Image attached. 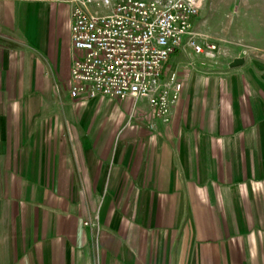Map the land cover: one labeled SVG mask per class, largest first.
Segmentation results:
<instances>
[{
    "label": "crops",
    "instance_id": "0c3cea01",
    "mask_svg": "<svg viewBox=\"0 0 264 264\" xmlns=\"http://www.w3.org/2000/svg\"><path fill=\"white\" fill-rule=\"evenodd\" d=\"M71 9L0 0V264H264V54L185 44L165 119L73 98Z\"/></svg>",
    "mask_w": 264,
    "mask_h": 264
},
{
    "label": "built area",
    "instance_id": "2783aa9c",
    "mask_svg": "<svg viewBox=\"0 0 264 264\" xmlns=\"http://www.w3.org/2000/svg\"><path fill=\"white\" fill-rule=\"evenodd\" d=\"M201 4L202 0H72L70 41L78 54L70 68V96L144 97L165 119L182 90L178 73L166 68L170 56L185 44L209 56L216 49L213 43L202 47L197 42L193 20Z\"/></svg>",
    "mask_w": 264,
    "mask_h": 264
},
{
    "label": "rangeland",
    "instance_id": "374dc122",
    "mask_svg": "<svg viewBox=\"0 0 264 264\" xmlns=\"http://www.w3.org/2000/svg\"><path fill=\"white\" fill-rule=\"evenodd\" d=\"M201 8L194 32L202 47L212 42L217 55L264 54V0H202Z\"/></svg>",
    "mask_w": 264,
    "mask_h": 264
},
{
    "label": "water",
    "instance_id": "95a60500",
    "mask_svg": "<svg viewBox=\"0 0 264 264\" xmlns=\"http://www.w3.org/2000/svg\"><path fill=\"white\" fill-rule=\"evenodd\" d=\"M243 62V59L240 57H236L232 60V62L229 64L230 67H235Z\"/></svg>",
    "mask_w": 264,
    "mask_h": 264
}]
</instances>
